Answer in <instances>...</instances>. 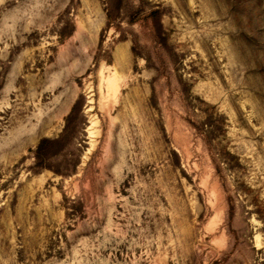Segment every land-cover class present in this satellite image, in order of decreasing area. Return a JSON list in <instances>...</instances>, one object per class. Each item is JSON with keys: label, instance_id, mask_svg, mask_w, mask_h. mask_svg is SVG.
<instances>
[{"label": "rangeland", "instance_id": "1", "mask_svg": "<svg viewBox=\"0 0 264 264\" xmlns=\"http://www.w3.org/2000/svg\"><path fill=\"white\" fill-rule=\"evenodd\" d=\"M0 264H264V0H0Z\"/></svg>", "mask_w": 264, "mask_h": 264}, {"label": "trees", "instance_id": "2", "mask_svg": "<svg viewBox=\"0 0 264 264\" xmlns=\"http://www.w3.org/2000/svg\"><path fill=\"white\" fill-rule=\"evenodd\" d=\"M154 13V12H153ZM57 138H49V137H43L40 139L34 155H35V166L44 168L48 167L51 168L50 165L47 163L46 159L49 156V150L53 148L58 143Z\"/></svg>", "mask_w": 264, "mask_h": 264}]
</instances>
